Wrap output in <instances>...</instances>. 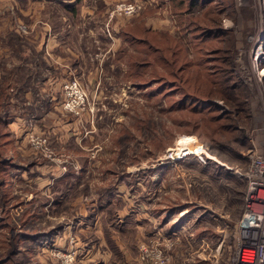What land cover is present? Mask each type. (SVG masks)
<instances>
[{"label":"rangeland","instance_id":"rangeland-1","mask_svg":"<svg viewBox=\"0 0 264 264\" xmlns=\"http://www.w3.org/2000/svg\"><path fill=\"white\" fill-rule=\"evenodd\" d=\"M9 32L26 41L27 66L2 46ZM263 39L264 0H0V75H36L13 97L30 108L5 128L18 165L8 222L29 235L9 264H147L157 251L165 264H239L244 246L253 264L264 247V200L248 190L264 196L253 167L264 160ZM211 80L247 104L243 135L222 145L199 118L230 110L202 104Z\"/></svg>","mask_w":264,"mask_h":264},{"label":"trees","instance_id":"trees-1","mask_svg":"<svg viewBox=\"0 0 264 264\" xmlns=\"http://www.w3.org/2000/svg\"><path fill=\"white\" fill-rule=\"evenodd\" d=\"M198 0H190V6L194 5ZM221 29L213 28L209 32L205 33L204 36H211L213 33L221 32ZM6 39V40H5ZM143 42L147 43V39L143 38ZM222 42V41H221ZM6 43L7 46H9L12 49V53L15 55H18L20 59H23L25 62V66H27V57L23 54L26 52V48L24 49V46L26 44V41L23 40V37L18 35L16 32H9L7 37L2 40V46ZM219 50V53L222 54L223 49L216 48L213 52ZM218 59V57H215ZM24 65H17L14 66L13 69L8 70V72H5L0 75V223H2V226H6L8 222V211L7 203L5 202V187L8 183L9 173L10 170L13 168H18V165L13 162L12 156L8 153V148L10 145L9 139H7V133L5 132V128L16 118H20L24 116V113L17 114L16 111L20 109H29L30 106L20 105L19 102H21L22 98H20L17 102H13V97H16L18 93H25L27 89L31 87L30 83L33 82L36 75H29L28 73L20 72L21 70H27L26 68H23ZM6 70V68H5ZM27 72H29L27 70ZM22 73V74H21ZM39 72H37L38 74ZM28 74V75H27ZM210 87H206V93H205V101L204 105H206L208 108H213L216 103H214L212 100L214 99H222L226 104L229 105V112L222 113L220 115H205L202 114L199 118L203 123H205V126L209 128L208 135L211 140L219 142L220 145L228 143L229 139L231 140L233 137L236 138V136L243 135L242 132H239V128L237 127V122L240 118H247V107H245L244 102L241 101V92H236V89L231 90L228 87L221 88L218 91H215L213 87L218 86L219 82L216 80H211ZM226 80H223V83H225ZM137 87L143 88L146 85L138 84L136 83ZM192 99V98H191ZM200 99H194L192 101L198 102ZM186 102L185 98L180 99L178 101L179 104H184ZM247 105V104H246ZM177 108V106H176ZM172 110V109H171ZM170 110V111H171ZM193 112H198L196 108L192 109ZM233 132V133H232ZM236 132V134H234ZM240 133V135H239ZM15 207V206H14ZM2 213H6L7 215H3ZM18 215V214H17ZM34 214L29 213L28 216H32ZM33 218V217H31ZM22 228V227H20ZM54 230H50L48 233H40L36 232L34 238H45L47 236L52 235ZM29 239V235H25L24 233H21L20 235H17L15 240V252L14 255H18L20 253L23 254V251L19 248V238L21 237ZM25 254V253H24ZM20 264V263H17Z\"/></svg>","mask_w":264,"mask_h":264},{"label":"built area","instance_id":"built-area-1","mask_svg":"<svg viewBox=\"0 0 264 264\" xmlns=\"http://www.w3.org/2000/svg\"><path fill=\"white\" fill-rule=\"evenodd\" d=\"M126 6V5H124ZM141 8V5L135 3V4H129L125 7V10L128 12V13H133V12H136L138 11L139 9ZM254 167V171L258 174V175H262L264 173V160L263 159H259L257 158L256 161H255V165H253ZM264 200V199H263ZM262 199H259V201L255 202V203H259L260 201H263ZM252 203H254L252 201ZM260 204V203H259ZM248 206H250L249 208L251 209V205L248 204ZM253 210V208H252ZM255 214V213H254ZM259 218L261 219V215L259 216ZM248 248H243L242 249V254L241 253V250L239 251V254H240V259H239V255H238V262L241 260H244V259H248V255H246L244 253L245 250H247ZM142 259H145L144 256H142ZM147 262V264H165L168 259H167V256H165L162 252L160 251H157V252H151V254H146V259H145ZM239 264H241L239 262Z\"/></svg>","mask_w":264,"mask_h":264},{"label":"bare ground","instance_id":"bare-ground-1","mask_svg":"<svg viewBox=\"0 0 264 264\" xmlns=\"http://www.w3.org/2000/svg\"><path fill=\"white\" fill-rule=\"evenodd\" d=\"M264 40V39H263ZM258 50H257V55H259L261 52H263V50H264V41H262V44L260 45V47L258 46V48H257ZM260 56V55H259ZM261 73H263L264 74V71L263 72H261ZM255 185H257V186H260V184H258V183H256V184H252L249 188L250 189H248L250 192H249V194H250V198L252 199V201L253 202H257V201H259V199H264V196L260 193L262 190H260V188L259 187H256ZM255 186V187H254ZM259 189V190H258ZM264 191V190H263ZM248 207H250V206H248ZM253 211V214L255 213V211L254 210H252ZM255 215V214H254ZM259 216H260V214H256V217H257V219L258 220H261L260 218H259ZM252 217V216H251ZM255 219V218H254ZM247 226H250L249 228H251V227H254V226H258L257 224H254V222H251V223H248V225ZM242 238H244V241H243V243H247V241L249 240V239H251V237H249V236H246L245 235V233H243V236H242ZM245 238H246V240H245ZM243 246H244V244H243ZM244 247H248V246H244ZM255 255H254V262H253V264H255V261H261V260H259V259H264V257H263V253H264V247L262 246V248H261V251H262V255H260L259 254V250H258V248L257 247H255ZM238 255H239V252H238ZM241 264H244V260H240L239 261Z\"/></svg>","mask_w":264,"mask_h":264},{"label":"crops","instance_id":"crops-1","mask_svg":"<svg viewBox=\"0 0 264 264\" xmlns=\"http://www.w3.org/2000/svg\"><path fill=\"white\" fill-rule=\"evenodd\" d=\"M8 228V231H6L5 230V228ZM6 228V229H7ZM15 230V227H14V225H13V223H10V222H8L7 224H6V226H2V223H0V236H1V239H0V247L2 248H4V240H5V244H6V241L9 239L8 237H7V234L10 236V238H13L17 233H18V235H20L21 233H22V231H20V232H13ZM15 234V235H14ZM25 234V233H24ZM14 235V236H13ZM26 235V234H25ZM13 236V237H12ZM32 236V235H31ZM6 237V238H5ZM19 237H21V236H19ZM8 238V239H7ZM22 238V240H23V242H25V241H27L28 242V239H26V238H23V237H21ZM32 238H34V236H32ZM9 241H10V239H9ZM23 242H19V248L21 249L22 248V243ZM4 250H2V249H0V264H9V263H11L14 259L11 257L12 255H14V252H15V249H13V250H11L10 251V253H8V254H6V255H4ZM9 252V251H8ZM13 264H17V262L16 261H14L13 262Z\"/></svg>","mask_w":264,"mask_h":264}]
</instances>
